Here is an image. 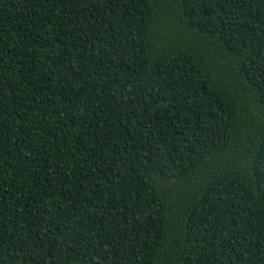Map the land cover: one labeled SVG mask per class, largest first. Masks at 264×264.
<instances>
[{"label":"trees","instance_id":"1","mask_svg":"<svg viewBox=\"0 0 264 264\" xmlns=\"http://www.w3.org/2000/svg\"><path fill=\"white\" fill-rule=\"evenodd\" d=\"M0 264H264V0H0Z\"/></svg>","mask_w":264,"mask_h":264}]
</instances>
